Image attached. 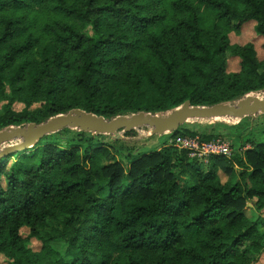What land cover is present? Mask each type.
Returning <instances> with one entry per match:
<instances>
[{
    "label": "trees",
    "instance_id": "trees-1",
    "mask_svg": "<svg viewBox=\"0 0 264 264\" xmlns=\"http://www.w3.org/2000/svg\"><path fill=\"white\" fill-rule=\"evenodd\" d=\"M252 21L264 46V0H0V131L75 108L112 118L264 91L255 44L230 40ZM70 130L0 159L8 264H252L264 250V141L239 136L236 176L225 157L204 168L173 145L113 151Z\"/></svg>",
    "mask_w": 264,
    "mask_h": 264
},
{
    "label": "water",
    "instance_id": "water-1",
    "mask_svg": "<svg viewBox=\"0 0 264 264\" xmlns=\"http://www.w3.org/2000/svg\"><path fill=\"white\" fill-rule=\"evenodd\" d=\"M254 93L258 92L248 93L235 102L225 101L214 105H192L190 101H185L181 105L164 112L139 111L117 115L113 118H106L75 108L66 113L52 116L41 123L32 122L21 126H9L1 130L0 159L11 153L28 149L46 135L57 133L66 128L119 138L122 133L142 127L149 128L153 135H164L176 131L191 120L229 118L239 121L245 117H255L264 114V97H248L249 94ZM16 140H19V143H13Z\"/></svg>",
    "mask_w": 264,
    "mask_h": 264
},
{
    "label": "rangeland",
    "instance_id": "rangeland-1",
    "mask_svg": "<svg viewBox=\"0 0 264 264\" xmlns=\"http://www.w3.org/2000/svg\"><path fill=\"white\" fill-rule=\"evenodd\" d=\"M255 23L247 22L245 23L241 31L239 33L232 32L230 34V40L232 44L237 45H244L245 43L252 42L255 44L257 54L260 60H264V46H263V39L259 36L255 31ZM230 55V54H229ZM241 60L239 57L236 56H229L228 60V71L229 72H236L240 70ZM243 97V96H242ZM241 97V98H242ZM234 101H226V102H235ZM7 104V101L0 102V112H2L4 105ZM22 105H15V109L20 110L22 109ZM173 109V108H172ZM168 111V110H167ZM113 118V117H112ZM81 130L78 129H71L69 133L64 132V136L70 137L74 136L75 139H80L81 137H88L87 139H93L95 143H99L101 145L110 146L114 151L113 147L116 150L122 149L124 147L134 148L137 150L135 154L138 153H148L156 150H160L165 146L173 145L179 150H184L188 154V158L192 160H200V164L202 167L206 168L207 161L200 159L199 157H194L189 154L187 149H183L175 143L176 139L184 140L187 136H206L210 137L209 139L205 138V140H211L218 137H222L228 140L232 146L233 153H231L228 159H232L234 165L233 173L236 170L241 169L239 163L234 159V155L236 149H239L240 141L239 136H243L245 139H250L254 142H262L264 141V114L257 115L255 117H245L236 123L222 120V119H214V120H191L186 122L184 125L180 126L176 131L172 133H167L164 135H153L151 130L147 127L133 129L130 132L122 133L121 137L116 138L112 135H96V134H81ZM73 133V134H72ZM173 134L175 136H173ZM212 137V138H211ZM204 139V138H203ZM13 143H19V140L14 141ZM7 145V144H6ZM252 144L247 143L246 147L243 148L249 149ZM5 146V145H4ZM3 146V147H4ZM2 147V148H3ZM120 161L126 163L125 157L118 156ZM127 166V165H126ZM220 176L223 181L229 178V175L220 171ZM235 174V173H234ZM236 175V174H235ZM237 176V175H236ZM251 208H253V204L249 202V209L247 210L248 214L252 213ZM258 214L263 215L264 217V210L259 211ZM22 233L24 236L29 234V230L27 228L22 229ZM31 247L35 250H39L41 247L40 241L36 239L31 240ZM56 250L66 259L72 260L73 254L72 252L67 251V244L63 241H59L57 243ZM250 256L253 258L252 264H264V250L257 253H252ZM38 260V259H37ZM0 264H8L7 258L0 255Z\"/></svg>",
    "mask_w": 264,
    "mask_h": 264
},
{
    "label": "built area",
    "instance_id": "built-area-1",
    "mask_svg": "<svg viewBox=\"0 0 264 264\" xmlns=\"http://www.w3.org/2000/svg\"><path fill=\"white\" fill-rule=\"evenodd\" d=\"M175 143L183 149H187L190 155L204 161H208L213 156L229 158L233 153L230 142L222 137L205 140L202 136H187L184 140L176 139Z\"/></svg>",
    "mask_w": 264,
    "mask_h": 264
},
{
    "label": "bare ground",
    "instance_id": "bare-ground-1",
    "mask_svg": "<svg viewBox=\"0 0 264 264\" xmlns=\"http://www.w3.org/2000/svg\"><path fill=\"white\" fill-rule=\"evenodd\" d=\"M248 97H250V98H263L264 97V92H258V93H254V94H249ZM222 120H227V121H231V122H234V123L237 122L236 119L231 120L229 118H224Z\"/></svg>",
    "mask_w": 264,
    "mask_h": 264
}]
</instances>
